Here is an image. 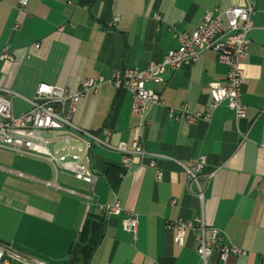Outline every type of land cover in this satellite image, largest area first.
<instances>
[{"label": "crops", "instance_id": "crops-1", "mask_svg": "<svg viewBox=\"0 0 264 264\" xmlns=\"http://www.w3.org/2000/svg\"><path fill=\"white\" fill-rule=\"evenodd\" d=\"M19 1L0 0V48L9 46L13 55L12 62L0 63V89L15 94L16 116L29 110L40 83L74 92L89 77L107 79L116 70L145 69L177 48V34H192L205 12L243 5V0H27L22 7ZM116 17L119 21L110 26ZM251 22L242 60L245 118L236 120L225 103L211 108L209 84L224 83L228 71L213 52L168 71L162 83L146 85L166 107L211 110L209 122L170 119L166 107L152 106L139 127L125 88L104 84L96 94L88 92L77 104L74 125L93 133L108 130L110 136L102 140L112 147L119 142L130 146L140 134L146 152L158 156L155 168L148 158L136 160L121 178L120 155L95 147L90 164L98 179L92 191L84 182L56 174L48 160L17 153L26 158L22 170L0 166L12 179L0 188V242L47 264H64L85 222L104 219L102 238L87 264H203L195 253L196 231L188 232L178 247L166 228L168 222L202 217L207 226L222 230L226 244L245 252L221 263L215 251L207 264H262L264 0H256ZM16 99L24 107L15 111ZM200 155L206 157L205 172L214 173L202 202L187 192L188 176L180 166H191ZM111 170L119 172L117 183ZM156 170L162 174L159 181ZM110 180L124 213L137 216L135 236L122 229L125 214L106 216L100 210L113 201Z\"/></svg>", "mask_w": 264, "mask_h": 264}, {"label": "built area", "instance_id": "built-area-1", "mask_svg": "<svg viewBox=\"0 0 264 264\" xmlns=\"http://www.w3.org/2000/svg\"><path fill=\"white\" fill-rule=\"evenodd\" d=\"M84 1L87 0H75V3L81 4ZM255 2L256 0H243L240 7L231 6L223 11L213 9L205 12L201 24L192 34H177V48L168 51L161 62H150L145 69L116 70L107 79L89 77L74 92L61 86L40 83L33 99L29 101V110L20 115L13 114L12 97L15 94L0 89V148L20 155L44 158L54 166L56 174L63 173L84 182L91 186L92 191L98 179L90 164V151L95 147L111 148L120 155L121 178L130 172L136 160L141 162L148 158V165L155 168L158 156L146 152L140 134L130 146L119 142L112 147L102 140V136H110L108 130L93 133L74 125L72 120L77 104L88 92L96 94L104 84L116 89L125 88L131 94L132 110L139 117L140 127L146 123L145 115L150 107H166L161 97L146 85L162 83L168 71L189 67L208 52H213L217 61L228 69L224 83L215 81L209 84L211 108L215 109L225 103L233 111L236 120L245 118L247 108L242 103V87L245 83L242 60L250 45L249 34L252 30L251 18L255 12ZM19 4L24 7L27 0H20ZM83 7L88 8L86 5ZM154 18L159 20L158 15ZM118 21V17L114 18L110 26ZM64 27H58L57 31L62 32ZM34 47L39 48V45ZM12 61L11 48H0V63ZM166 110L168 118L182 119L189 124L199 120L209 122L211 118V110L204 113L192 112L188 104L177 108L166 107ZM245 138L242 135L241 142ZM206 165L204 155L198 156L191 166L180 164L188 176L187 192L194 194L201 202L214 174L205 172ZM161 178V172L156 170V179L159 181ZM112 194V203L101 206L100 210L106 216L125 214L114 192ZM121 225L124 232L135 236L137 216L133 213L125 214ZM166 228L173 231V241L178 247L184 245L188 232L196 231L195 253L203 264H207L215 251L218 252L221 263H225L230 257L245 254L239 248L226 244L222 230L207 226L202 217L196 218L194 222L182 219L168 222ZM0 264L47 263L40 258L24 255L10 244L0 242Z\"/></svg>", "mask_w": 264, "mask_h": 264}, {"label": "trees", "instance_id": "trees-1", "mask_svg": "<svg viewBox=\"0 0 264 264\" xmlns=\"http://www.w3.org/2000/svg\"><path fill=\"white\" fill-rule=\"evenodd\" d=\"M111 172L113 173V177L117 183L119 181V172H116L115 170H111ZM108 182L111 191L115 192L116 184L112 183L111 180ZM104 225V219L87 220L80 233L78 243L73 245L70 249L71 258L64 264H77L79 261H82L83 264H87L100 239L102 238Z\"/></svg>", "mask_w": 264, "mask_h": 264}, {"label": "rangeland", "instance_id": "rangeland-1", "mask_svg": "<svg viewBox=\"0 0 264 264\" xmlns=\"http://www.w3.org/2000/svg\"><path fill=\"white\" fill-rule=\"evenodd\" d=\"M13 107H14V110L16 111L17 109L23 108L24 103H22L20 100L16 99L13 101ZM24 163H26L25 157H21L17 153H14V152H11L9 150L0 148V166L1 167L16 170V169H21L23 167ZM5 180H9V181L11 180L12 181V179H10V177L7 175V173L0 171V188L3 185V181H5Z\"/></svg>", "mask_w": 264, "mask_h": 264}, {"label": "water", "instance_id": "water-1", "mask_svg": "<svg viewBox=\"0 0 264 264\" xmlns=\"http://www.w3.org/2000/svg\"><path fill=\"white\" fill-rule=\"evenodd\" d=\"M91 156V155H90ZM95 172V171H94ZM96 173V172H95ZM97 174V173H96ZM98 175V174H97Z\"/></svg>", "mask_w": 264, "mask_h": 264}]
</instances>
